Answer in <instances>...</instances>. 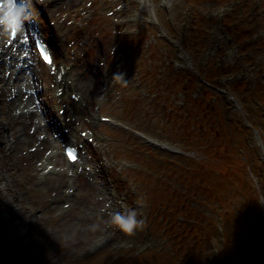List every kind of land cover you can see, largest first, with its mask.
Returning a JSON list of instances; mask_svg holds the SVG:
<instances>
[{
  "label": "rangeland",
  "instance_id": "obj_1",
  "mask_svg": "<svg viewBox=\"0 0 264 264\" xmlns=\"http://www.w3.org/2000/svg\"><path fill=\"white\" fill-rule=\"evenodd\" d=\"M229 1L177 0L163 9L158 0H151L143 9L140 0H33L35 22L29 26L50 33L57 61L69 68L70 85L55 87L57 67L41 68L34 58L32 70L25 69L24 54L19 68L0 64V249L19 247L40 264H110L121 255L104 252L93 261L83 260L104 248L116 252L122 244L132 256L124 264H170L168 256H140L147 242L152 252L177 249L175 240L163 235L157 217L161 212L170 223L188 222L177 224L179 234L198 227L193 233L203 239L185 242L191 247V241L198 240L199 264H264V232L259 214H253L264 189L259 179L264 176L263 158L254 131L245 125L248 119L264 137V65H254L264 55V46L248 66L232 56L230 44H244L258 22L250 19L236 29L228 27L233 41L224 39L215 16ZM253 4L241 0L239 8L249 10ZM187 5L194 6L190 18ZM246 13L240 16L244 19ZM254 18L264 26L263 9ZM9 41V35L0 32V55L7 52ZM188 62L191 69L183 67ZM18 71L23 81L15 86L11 79ZM236 71L242 74L240 83L226 88L239 99L241 111L231 109L230 97L218 93L214 84L204 83ZM246 73L254 77L247 79ZM30 87L48 112L43 124L34 114L33 98L26 97ZM58 91H64L61 99L55 97ZM71 93L79 103L71 100ZM210 95L218 98L211 102ZM99 114L188 152L169 154L153 148L126 130L98 122ZM225 116H231L229 121ZM84 133L94 137L93 145L86 144ZM65 135L79 138L91 151V171L85 166L66 168L59 141ZM103 158L111 165L105 174L96 166ZM46 163L54 167L49 176L43 173ZM136 164L166 180L152 181L130 168ZM106 174L116 189L139 187L133 199L143 204L135 209L144 224L132 236L109 223V214L119 209L109 200ZM164 182L175 185L169 188ZM145 188L150 195L144 196ZM261 203L264 206V199ZM224 211L228 215L220 217ZM223 237L231 240L225 258L219 255ZM213 249L218 250L214 257Z\"/></svg>",
  "mask_w": 264,
  "mask_h": 264
},
{
  "label": "clouds",
  "instance_id": "obj_2",
  "mask_svg": "<svg viewBox=\"0 0 264 264\" xmlns=\"http://www.w3.org/2000/svg\"><path fill=\"white\" fill-rule=\"evenodd\" d=\"M34 22L33 0H0V32L15 37L18 33L25 32L27 23ZM109 223L115 225L119 232L132 236L143 227L144 221L138 218L137 210L131 208L111 212ZM95 227L93 225L94 229Z\"/></svg>",
  "mask_w": 264,
  "mask_h": 264
},
{
  "label": "trees",
  "instance_id": "obj_3",
  "mask_svg": "<svg viewBox=\"0 0 264 264\" xmlns=\"http://www.w3.org/2000/svg\"><path fill=\"white\" fill-rule=\"evenodd\" d=\"M262 259V258H261ZM254 260L253 262H255ZM223 262V264H228ZM125 262H117L116 264H124ZM0 264H40L39 261L34 260L32 256L29 257L25 251L16 246H8L0 249Z\"/></svg>",
  "mask_w": 264,
  "mask_h": 264
},
{
  "label": "bare ground",
  "instance_id": "obj_4",
  "mask_svg": "<svg viewBox=\"0 0 264 264\" xmlns=\"http://www.w3.org/2000/svg\"><path fill=\"white\" fill-rule=\"evenodd\" d=\"M10 46L11 47L8 48V50H9L8 51V58L0 56V63H1V65L9 66V68L12 69L15 66L16 56H21L23 50H22V47L16 42L11 43ZM15 81H16V83L20 84L23 81V79L21 76H18Z\"/></svg>",
  "mask_w": 264,
  "mask_h": 264
},
{
  "label": "snow or ice",
  "instance_id": "obj_5",
  "mask_svg": "<svg viewBox=\"0 0 264 264\" xmlns=\"http://www.w3.org/2000/svg\"><path fill=\"white\" fill-rule=\"evenodd\" d=\"M45 60H46V62H50V61H48V58L47 57H45ZM69 159L73 160V162H74L76 158L73 157V156H71V157H69Z\"/></svg>",
  "mask_w": 264,
  "mask_h": 264
}]
</instances>
